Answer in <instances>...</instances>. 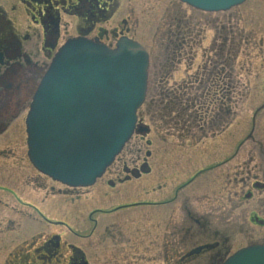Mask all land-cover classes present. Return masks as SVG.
Here are the masks:
<instances>
[{"label":"flooded vegetation","instance_id":"af4514ba","mask_svg":"<svg viewBox=\"0 0 264 264\" xmlns=\"http://www.w3.org/2000/svg\"><path fill=\"white\" fill-rule=\"evenodd\" d=\"M81 1L62 0L60 7L59 0H7L4 4L0 2V160L3 157L11 158L13 155L14 165H16L15 169L7 171L0 169L6 177V185L0 187L13 197L0 199V214L6 220L5 226H2L3 223L0 222V235L5 236L10 231L17 230L20 232L23 230L29 235L21 240L16 253L13 251L8 253L3 264H92L86 249L78 244L83 241L90 248V241L97 236L98 232L105 236L106 243L102 245L98 242V244L104 249L112 248L108 250L113 260L105 261L103 264H218L221 256L227 257L231 253L234 244L227 247L230 238L225 230L208 229L214 214L211 209L216 210V207L230 216L236 212L238 215L237 219H234L235 222L241 221L238 219L240 216L244 222L260 227L262 239L259 238L261 241L258 242L264 244V104L254 111L251 119L246 120L252 125L241 137H232L230 130L225 135L228 125L224 122L227 121L230 113L228 103L231 102L229 97L233 93L234 84L233 72L230 70L232 61L223 60L225 58L222 50L218 56L219 59L221 58V70L226 71L225 75L217 73L216 59H212V56L205 59V63L200 65V71L196 75H190L187 72V77L177 89V92L182 94L183 103L179 112L175 114L170 109V105L165 107L166 117L174 122L175 119L172 117L178 115L180 118L176 123L183 128L172 131L170 126H166V119L159 120L162 126L169 127L165 129V136L177 138L173 147L180 151L173 160H177L179 166L185 161L190 162L196 159L194 157L197 156L199 166H202L208 157L214 160L210 168L205 170L198 166L191 175L187 172L170 179L164 174L161 179H156L160 175H154L150 161L154 160V152L150 149L153 142L148 139V136L153 133V130L149 127L146 137L139 133L134 136L146 143V157L138 155L141 153L138 149L131 166L126 160L121 161L118 166L109 168L98 180L102 181L105 189H100L97 196L107 198L116 194L125 199L132 195L130 190L133 184L138 186L150 180L152 181L150 189L145 193L161 195L162 198L155 203L145 204L148 207L161 205L163 208L155 212L146 211L143 215L133 217L120 214L136 208L143 204L142 202H138L136 206L134 203L137 201H118L116 205H114L116 202L113 205L94 204L86 210L85 206L88 203L83 200L82 203L74 204V197L80 198L91 188L56 189L57 183L44 177L51 182L47 195L61 193L74 196L70 200L59 199L57 203L65 208L64 203L70 201V208L79 213L84 207V211L88 214L85 220L92 223L93 230L90 234L81 235L71 224L45 216L40 208L17 195V186L23 187L24 190L26 186L35 193L43 186L39 176L25 178L19 183L24 176L19 173L25 171L24 160L20 156V127L24 135V120L32 95L31 87L34 85L35 76L38 75L39 66L33 60L35 57L33 50H26V44L31 36L28 30L22 27L21 16L26 11L33 19L36 28H41L45 35V32L49 31L47 25L43 26L45 16L62 9L71 15L83 16L76 25L77 35L99 38L106 42V32L98 29L97 23L109 17V11L114 10L117 2L95 0L92 6ZM28 29H33V26H28ZM117 35L118 33L115 32L114 36ZM183 37L185 38L184 34ZM220 40L227 44L228 37H220ZM210 47L211 50L216 51L215 45ZM42 52L51 55L53 51L43 47ZM261 60L264 70V59ZM193 61L195 59H189L188 63L192 65ZM172 90L174 91V89L166 91L170 93ZM189 95L195 96L196 106L205 108L203 118L199 119L196 111L191 114L188 110L186 103ZM190 100L192 99L189 98ZM219 123L222 124L220 131L217 132L214 127ZM5 141L16 143L18 152L8 150L4 146ZM185 148L188 151H184ZM172 151L176 152L174 149ZM182 157L185 158L184 161L180 160ZM18 165L20 167H17ZM203 169L205 172L197 174ZM208 175L210 177L207 179ZM202 201L209 207L208 210H202ZM170 204L176 205V209ZM93 213L96 214L94 218ZM231 219L227 218L225 222L231 223ZM16 222L20 229L15 225ZM195 225L200 228L195 229ZM51 227H59L61 232L54 233ZM68 231L73 235L76 232V235L83 240L73 243L75 241L70 239ZM240 235L238 244L244 247L243 245L250 242V233L247 231Z\"/></svg>","mask_w":264,"mask_h":264},{"label":"rangeland","instance_id":"374dc122","mask_svg":"<svg viewBox=\"0 0 264 264\" xmlns=\"http://www.w3.org/2000/svg\"><path fill=\"white\" fill-rule=\"evenodd\" d=\"M115 1L117 2L116 6L113 11H109V17L104 21L97 23L98 26H96L98 29H103L106 32V42L109 43V45H115L117 39L124 34L128 35L133 40L140 42L150 53L148 92L145 104L140 109V114H142L144 123L148 124L153 130V133L148 136V139L153 142V146L150 149L154 152V160L151 159L150 161L154 169V175H160L156 179H161L164 174L172 179L177 178V176L182 173H191L193 172L191 170L195 171L199 166V163L197 162L198 157L195 156L194 158L196 159H192L190 162H183L185 158L182 157L180 160H183V164L180 166L178 165L179 162L177 160H173V157L177 156V152L180 150L173 147L177 142L176 137L169 138L168 136H165V129L169 127H164L159 123V115H161L160 110L162 107L157 103H160L162 96H158V93L159 91H163L162 88L164 85L167 87L165 89L169 90V88L174 89L176 87L175 84L177 83L182 84L183 79L187 77L188 73L190 75H196V73L200 71V65L205 63V59H209L211 56L212 59H218L216 58V55L222 50V53L224 56L226 55L227 59H235V71L232 75L234 87H232L233 93L230 94L231 97H229L230 99H233V101L232 103H228L229 106L233 107V116H228L229 120L224 122V124L227 123L228 125L227 130H225V135L229 133L231 128H235L230 135L232 137H241L247 129L251 128L252 125L250 122L247 123L246 120L252 117L253 111L258 105L264 103V70L261 65V59H264V54L263 57L261 55L262 52H264V0H247L240 6H236L226 12L217 13L201 12L177 0ZM0 2L4 4L7 3V0H0ZM9 12L12 13V11ZM21 21V24L23 25L22 27L27 29L31 36L26 44V50H33L35 56L33 60L39 65L38 75L35 76L33 82L36 86L41 74L47 69L50 59H48L49 55L47 53L44 55L42 52L43 32L41 28H36L33 19H31L26 11L22 13ZM77 24L78 19L76 17L61 12V37L58 42L59 45L64 43L66 39L77 36ZM31 25L33 26V29H28V26ZM115 32L118 33L117 36H114ZM171 32L174 35L172 38L169 37ZM183 34L185 38L183 37ZM220 37H228L227 44H225L223 40H220ZM231 39L233 41H231ZM169 43L174 44V46L172 45L169 47ZM214 45L216 51L211 50L210 46L214 47ZM229 49H231V55H228ZM259 55H261V57ZM181 59L182 61L180 63L179 61ZM189 59H195L192 65L188 63ZM249 61L253 62L252 65L254 69H257L258 67L260 70L259 74L256 73L253 75L252 72L248 70L247 63ZM248 78L250 83L244 85ZM34 85L31 87V93L35 88ZM244 93L248 94L245 96ZM152 101L155 102L154 106L151 105ZM150 114H152L153 117L150 116ZM165 119L167 121L166 126H170L172 131H174L176 127L179 130L183 128L182 125L176 123L177 119H175L174 122L170 121L167 117ZM221 124L219 123L214 127L215 131L219 132L218 129L221 128ZM20 138V156L23 157L25 171H20L19 174L22 173L24 176H22L19 183L25 178L29 179L34 176H39V178L41 177L40 179L43 186L41 190H37L36 193L30 190L31 188H26V186L25 190L23 187L17 186V195H19L21 199L40 208L45 216L53 220L66 221L81 235L90 234L93 230V225L89 220H85L88 214L84 211V207L82 208V212L79 213V211H73V209L70 208V201L64 203L67 208H64L62 204L57 203L59 199L64 200V198H66L67 200H70V198L74 197L73 195H64L61 193H51L47 195L49 193V185L51 182L43 176H40L30 165L26 156V144L24 143L25 134L23 135L21 127ZM5 142L6 143L3 142L5 144L4 146L8 150H11V152L13 151L14 153L18 152V149H16V143ZM138 149L139 152H141L138 155L146 157V143L140 141L139 137H132L121 154L118 155L117 161H115L111 168L118 166V164L124 160H126L129 166H131L133 160L137 156L135 152ZM172 149L176 150V152L172 151ZM168 151H170V153H168ZM184 151H188V149L185 148ZM13 158V155L11 158L7 157V159H5V157L1 158L0 169H5V171L15 169L16 165H14L15 161ZM210 159L211 158L208 157L199 168L202 169L209 167L215 162ZM17 167L20 166L18 165ZM209 177L210 176L208 175L207 179ZM151 183L152 181L149 180L140 183L138 186L133 184L131 187H133L132 189H134V191L129 189L130 194L132 195L125 199L116 194L107 198L97 196L100 189H105L102 181H98V184L95 187H92L89 192L86 191L80 198L74 197V204L79 202L82 203L84 200L89 204L85 206V209L87 210L94 204L99 205L103 203L113 205L116 202L114 204L116 205L119 203L118 201H137V203H134L135 206L138 202H142L143 204L127 210L120 215L133 217L143 215V212L146 211L155 212L157 209L160 210L163 208V206L148 207L145 203H155L160 201V198L162 197L161 195L158 196L154 193H150V195L154 194L152 196L145 193L146 190L148 191V189H150ZM170 183L173 185L172 181H170ZM4 185H6V177L4 176V172L0 171V186ZM44 185H46V187H44ZM56 185V189H61L62 186L59 184ZM171 196L172 192L170 191V197ZM7 198L11 199L13 197L0 187V199ZM74 204L73 206H75ZM170 205L175 207V209L177 207L174 204ZM201 205L203 211H205V209L208 210L209 207H207L203 201L201 202ZM166 206L171 208V206ZM211 210L214 211V214L208 229H217L218 231L225 230L227 236L230 238L227 247L234 244L231 252L240 247L238 245L239 238L241 237L240 234H244L247 231L250 233L251 238L248 243L261 241L260 239L262 238L260 237V231L262 229L260 230V227L244 222L242 220L243 218L240 216H238V219L241 221L235 222L234 219H237L238 215L236 212L230 216V214H225L224 211L219 210L218 207H216V210ZM95 215L96 214L93 213V218ZM227 218H232L231 223L225 222ZM5 221L4 216L2 217V214H0V222L3 223L2 226H5ZM15 225L18 229L21 228L18 225V222H16ZM21 226L23 227V224ZM199 228L198 225H195V229ZM32 229H34V227ZM51 229L54 230V233L61 232L59 227H51ZM68 232V234H70V239L75 241L73 243L83 240L80 236H75L70 231ZM76 232L74 234H76ZM27 234H25L23 230H21V232L17 230L16 232H9L5 236L0 235V264H3L4 260L7 259L9 252H17L21 240L25 239L27 236L29 237ZM98 242L102 245L106 244L105 236L100 232L97 233V236L94 239H91L90 248H88L87 243L83 241L78 245L86 249L92 264H103L105 261L109 260L108 262H110L113 260L112 254L110 253V250H108L112 248L104 249V247L99 245ZM225 257V255L221 256L218 264H220Z\"/></svg>","mask_w":264,"mask_h":264},{"label":"water","instance_id":"95a60500","mask_svg":"<svg viewBox=\"0 0 264 264\" xmlns=\"http://www.w3.org/2000/svg\"><path fill=\"white\" fill-rule=\"evenodd\" d=\"M205 11L245 0H181ZM51 43L56 42L53 22ZM148 54L128 39L116 49L86 38L68 40L55 55L27 119L29 157L69 186H91L111 165L137 123L146 95ZM148 128L139 126L138 132ZM225 264H264V246L238 251Z\"/></svg>","mask_w":264,"mask_h":264},{"label":"trees","instance_id":"16d2710c","mask_svg":"<svg viewBox=\"0 0 264 264\" xmlns=\"http://www.w3.org/2000/svg\"><path fill=\"white\" fill-rule=\"evenodd\" d=\"M163 99V97H161V100ZM160 100L159 104H163V101ZM173 105L178 106L180 104L179 99L175 96V100L172 102Z\"/></svg>","mask_w":264,"mask_h":264}]
</instances>
